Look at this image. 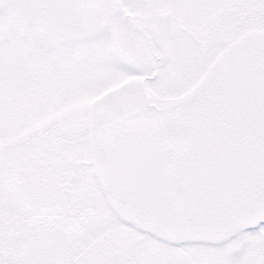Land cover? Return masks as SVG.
<instances>
[{
  "label": "snow or ice",
  "instance_id": "1",
  "mask_svg": "<svg viewBox=\"0 0 264 264\" xmlns=\"http://www.w3.org/2000/svg\"><path fill=\"white\" fill-rule=\"evenodd\" d=\"M0 264H264V0H0Z\"/></svg>",
  "mask_w": 264,
  "mask_h": 264
}]
</instances>
